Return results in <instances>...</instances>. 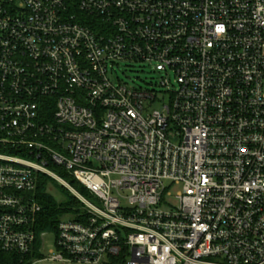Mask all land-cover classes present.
<instances>
[{
	"label": "built area",
	"instance_id": "2783aa9c",
	"mask_svg": "<svg viewBox=\"0 0 264 264\" xmlns=\"http://www.w3.org/2000/svg\"><path fill=\"white\" fill-rule=\"evenodd\" d=\"M124 63L159 74L160 111ZM42 177L80 207L37 236ZM0 250L264 264V0H0Z\"/></svg>",
	"mask_w": 264,
	"mask_h": 264
},
{
	"label": "rangeland",
	"instance_id": "374dc122",
	"mask_svg": "<svg viewBox=\"0 0 264 264\" xmlns=\"http://www.w3.org/2000/svg\"><path fill=\"white\" fill-rule=\"evenodd\" d=\"M111 78L113 79L114 82L125 84L131 88L155 91L156 101L152 103H148L144 106L146 111L150 113L153 111H160L162 109V105L167 104L169 101L170 94L167 93L166 90H163L161 89V87H159V81L161 79L159 74L153 73L152 69L147 65H143L141 63L119 64L118 66H115ZM174 80L175 79L171 76L170 77L171 84H173ZM165 187L168 188L169 184L165 183ZM179 189L180 187L171 188V190L169 191L171 196L172 197L175 196L176 192H178ZM64 192L65 190H63L61 185L58 183L48 185L46 190V193L52 195L59 202L64 200ZM167 201L172 202L173 198H167ZM63 219H68V218L64 217ZM53 245H54L53 238L52 237L48 238L46 241V250L49 251L50 249H52ZM45 264H55V263H45Z\"/></svg>",
	"mask_w": 264,
	"mask_h": 264
},
{
	"label": "trees",
	"instance_id": "16d2710c",
	"mask_svg": "<svg viewBox=\"0 0 264 264\" xmlns=\"http://www.w3.org/2000/svg\"><path fill=\"white\" fill-rule=\"evenodd\" d=\"M72 187L78 191L81 195L87 196L88 194L84 188L73 179L67 177L62 172L60 173ZM54 184V182L46 177H42L39 180L36 189V201L42 207L41 213L36 219V234L37 236L42 232H53L57 222L67 213L71 211L78 212L80 204L75 198L69 194L65 189L64 200L57 201L52 195L46 193L48 185ZM68 192V193H67ZM67 193V194H65ZM37 257L36 253H33L25 258L24 264H30L33 259ZM0 264H20L19 259L13 254H6L0 250Z\"/></svg>",
	"mask_w": 264,
	"mask_h": 264
}]
</instances>
